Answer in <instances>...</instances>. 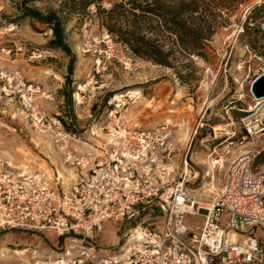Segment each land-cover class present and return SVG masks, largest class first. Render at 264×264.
I'll use <instances>...</instances> for the list:
<instances>
[{"label":"rangeland","instance_id":"rangeland-1","mask_svg":"<svg viewBox=\"0 0 264 264\" xmlns=\"http://www.w3.org/2000/svg\"><path fill=\"white\" fill-rule=\"evenodd\" d=\"M62 1L0 0V170L45 172L50 179L60 175L64 182L76 177L75 169L64 162L53 131L35 125L23 106L22 89L31 85L33 101L45 119L57 117L65 129L76 133L89 128L92 118L103 120L107 101L127 92L137 94L125 105L124 119L141 127L169 123L171 160L180 166L186 155L197 172L196 180L188 184L189 193L197 198L210 199L222 186L231 159L246 148L258 150L253 169L264 174V136L243 140L238 124L242 109L252 104L253 74L264 67V12H251L264 0H247L229 15L223 11L222 17L228 19L218 23L204 55L176 51L164 56L168 66L134 55L107 30L101 10L121 0H94L87 6L81 0L63 5ZM26 7L42 12L62 9L66 42L74 56L69 84L65 79L69 56L47 45L52 31L25 14ZM107 40L113 56L96 71L92 50L104 49ZM78 86L83 102L75 106ZM75 97L80 98L77 93ZM78 144L85 150L86 145ZM202 222V215L186 216L192 228ZM124 226L104 223L96 233L99 246L117 245ZM60 244L53 231H1L0 264L30 261L31 255L44 256Z\"/></svg>","mask_w":264,"mask_h":264},{"label":"built area","instance_id":"built-area-1","mask_svg":"<svg viewBox=\"0 0 264 264\" xmlns=\"http://www.w3.org/2000/svg\"><path fill=\"white\" fill-rule=\"evenodd\" d=\"M109 41L104 49L92 50L96 71L113 56ZM260 76L264 67L254 72L252 104L238 119L243 140L264 136V95L251 90ZM22 90L32 122L53 131L76 177L64 182L45 172L0 170V232L53 231L61 239L44 256L5 264H264V174L253 169L258 150L238 153L222 186L207 201L198 200L189 193L197 172L186 155L180 166L171 160L169 123L141 127L124 119L125 105L137 94L107 101L103 120L92 118L89 128L74 133L57 117L45 119L31 85ZM81 92L78 86L73 93L75 106L83 102ZM190 214L202 215V224L190 227ZM104 223L125 225L117 245L97 243Z\"/></svg>","mask_w":264,"mask_h":264},{"label":"trees","instance_id":"trees-1","mask_svg":"<svg viewBox=\"0 0 264 264\" xmlns=\"http://www.w3.org/2000/svg\"><path fill=\"white\" fill-rule=\"evenodd\" d=\"M93 1L81 0L85 6ZM246 1L121 0L107 10L102 9L103 15L100 18L107 30L134 55L168 66L164 56L174 55L176 51L182 55H204L206 42L218 23L221 19H228L227 16L223 18L221 13L224 11L229 15ZM66 3L67 0L62 1V5ZM97 6L99 9V5ZM60 10L62 9H48L42 12L26 7L24 12L50 28L52 37L47 42L48 46L59 48L69 56L65 78L66 84H69L68 76L73 72L74 56L66 42ZM258 10L264 12V2L254 6L251 12ZM249 18L251 21L256 19L253 14Z\"/></svg>","mask_w":264,"mask_h":264},{"label":"water","instance_id":"water-1","mask_svg":"<svg viewBox=\"0 0 264 264\" xmlns=\"http://www.w3.org/2000/svg\"><path fill=\"white\" fill-rule=\"evenodd\" d=\"M251 90L255 96L264 95V76H260L254 81Z\"/></svg>","mask_w":264,"mask_h":264},{"label":"bare ground","instance_id":"bare-ground-1","mask_svg":"<svg viewBox=\"0 0 264 264\" xmlns=\"http://www.w3.org/2000/svg\"><path fill=\"white\" fill-rule=\"evenodd\" d=\"M76 98H77V97H76ZM116 98H118V97H116ZM77 99H80V98H77ZM215 162H216V161H215ZM217 162H218V161H217ZM196 199L199 200V199H202V198L198 197V198H196ZM205 200L207 201V199H205ZM206 201H204V202H205L204 204H205L206 206H209V203H207Z\"/></svg>","mask_w":264,"mask_h":264},{"label":"crops","instance_id":"crops-1","mask_svg":"<svg viewBox=\"0 0 264 264\" xmlns=\"http://www.w3.org/2000/svg\"><path fill=\"white\" fill-rule=\"evenodd\" d=\"M124 118H125V116H124Z\"/></svg>","mask_w":264,"mask_h":264}]
</instances>
